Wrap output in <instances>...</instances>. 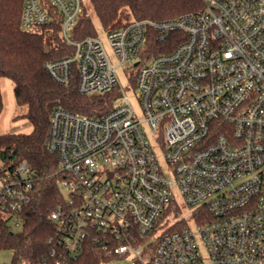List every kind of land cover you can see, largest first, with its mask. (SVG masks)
<instances>
[{
    "label": "built area",
    "instance_id": "2783aa9c",
    "mask_svg": "<svg viewBox=\"0 0 264 264\" xmlns=\"http://www.w3.org/2000/svg\"><path fill=\"white\" fill-rule=\"evenodd\" d=\"M203 4L107 31L109 53L98 34L74 38L82 0H24L22 29L59 25L73 49L47 62L51 77L117 94L101 117L51 115L65 200L50 217L66 255L95 241L107 264H264V0ZM33 185L29 164L0 162V215L13 229Z\"/></svg>",
    "mask_w": 264,
    "mask_h": 264
},
{
    "label": "trees",
    "instance_id": "16d2710c",
    "mask_svg": "<svg viewBox=\"0 0 264 264\" xmlns=\"http://www.w3.org/2000/svg\"><path fill=\"white\" fill-rule=\"evenodd\" d=\"M89 1L106 31L124 25L118 23L125 9L132 20L164 21L204 8L203 0ZM23 6L24 0H0V80L12 81L16 103L26 107L24 116L33 129L29 134L0 133V162L29 164L34 185L19 229H13L0 215V251L12 252L11 264H107L110 259L95 241H88L76 258L66 255L58 243L57 229L50 216L65 198L58 160L48 151L47 142L51 115L57 107L83 116L101 117L111 110L117 94H81L76 74L68 84L57 83L46 64L71 55L73 49L61 40L59 25L44 27L41 32L23 30ZM96 34L93 19L85 11L74 30V38L83 40ZM2 110L0 93V115Z\"/></svg>",
    "mask_w": 264,
    "mask_h": 264
},
{
    "label": "rangeland",
    "instance_id": "374dc122",
    "mask_svg": "<svg viewBox=\"0 0 264 264\" xmlns=\"http://www.w3.org/2000/svg\"><path fill=\"white\" fill-rule=\"evenodd\" d=\"M84 8L89 12L93 19V23L96 29V32L99 37L102 38L104 45L107 48V51L111 53L109 48L107 36V31L100 24L97 19L92 5L89 0H82ZM133 21L130 13L125 9L122 13V20L118 23L125 24ZM42 28H34L31 32H41ZM121 86L126 91L130 101L132 102L135 111L139 113L138 104L135 99L136 88L133 83L130 81L129 77L124 73V71H119L118 73ZM0 93L2 96L3 110L0 115V133L1 134H29L32 132V125L27 118H25L26 107L19 106L16 103L14 97V86L11 80L3 78L0 80ZM186 219L190 221L192 217L189 214V211L186 209ZM12 261V252L10 250H1L0 251V264H11ZM116 264H133L131 259H122L117 260Z\"/></svg>",
    "mask_w": 264,
    "mask_h": 264
}]
</instances>
